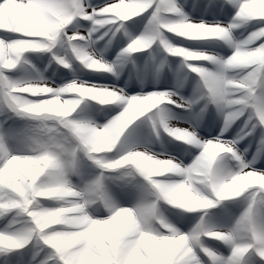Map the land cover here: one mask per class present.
<instances>
[{
	"label": "clouds",
	"instance_id": "clouds-1",
	"mask_svg": "<svg viewBox=\"0 0 264 264\" xmlns=\"http://www.w3.org/2000/svg\"><path fill=\"white\" fill-rule=\"evenodd\" d=\"M221 3L233 10L227 23H194L176 0H33L26 20L0 9V29L15 36L0 38V254L26 249L29 264H264V171L255 167L264 159V0ZM149 9L143 30L132 32L127 22ZM172 36L216 41L231 54L193 51ZM118 37L124 44L109 61ZM29 53L114 79L136 66L137 54L158 61L157 71L171 57L195 81L187 98L76 79L54 88ZM18 65L35 74L2 71ZM109 106L118 111L98 123ZM173 108L195 123L181 126ZM209 110L219 135L204 140L197 126ZM137 121L142 139L129 133ZM234 127L232 139H221ZM166 141L196 154L185 165L151 150ZM218 208L220 218L209 211ZM183 214H199L186 232L173 220Z\"/></svg>",
	"mask_w": 264,
	"mask_h": 264
},
{
	"label": "bare ground",
	"instance_id": "bare-ground-1",
	"mask_svg": "<svg viewBox=\"0 0 264 264\" xmlns=\"http://www.w3.org/2000/svg\"><path fill=\"white\" fill-rule=\"evenodd\" d=\"M201 1L203 0H176V2L180 5L184 13L189 17V19L194 23L199 22H208V24L211 23H227L228 20H230L231 15L233 14V10L227 6H222L221 0H204L205 6H201ZM207 1V2H206ZM93 6H102L105 3L108 2V0H91ZM217 2H219V6L216 7ZM151 9H149L148 12L144 13L140 17L134 18V22L136 27H129V29L138 34L141 30H143L144 26L147 23V20L149 18ZM132 22V21H131ZM128 23V22H127ZM4 33L0 30V38H4L6 36L3 35ZM6 34V33H5ZM239 35V33H237ZM9 38H15L14 35L10 36L7 35ZM173 43H179L176 42V38L170 37ZM124 44V41L121 38H117V40L114 42L112 48L106 53L105 58L109 61L113 59L115 56L116 51L119 50L120 47H122ZM181 44V43H180ZM103 45V42H101L98 47H101ZM184 45V44H181ZM223 49L228 52V55H230V50L225 48L222 45ZM191 50V49H190ZM196 51V50H193ZM42 56H45L47 60H42ZM26 58L30 62V64L35 69L34 64L41 66L40 63H43V77H51L54 81L53 84H51V87H61L65 83L70 82L73 79L78 80L81 76L80 72L83 70L81 69L75 61H73V68L75 71H69L66 69H63L56 65L54 62H52L49 65V57L47 54L39 55V54H26ZM137 64L135 67L127 66L125 69L122 70V75L119 79H114L110 75H103L102 82L98 85H107V86H116L120 88H124L125 90L129 92H133L136 94H143L140 91H142L146 86L152 89V92H161V91H179V94L187 98L190 96L192 92V88L194 85L195 77L189 75L188 80H184L181 75V69L178 67L179 61L176 58H168V63L160 69V71H157V65L158 61H152L147 58V53H141L137 54ZM39 63V64H37ZM206 67H210V65L204 64ZM39 67V68H40ZM37 70V69H35ZM28 71V72H27ZM38 71V70H37ZM5 75H7L10 78L16 79V78H23L25 76L34 75L32 68H29L26 65H18L15 69H12L10 71L4 72ZM132 75L134 77L133 82L131 86L126 87L125 81L129 78V76ZM70 79V80H69ZM69 80V81H68ZM158 89V90H156ZM129 95V94H127ZM95 105H92V107ZM111 108V111L108 113H105L103 115V123L107 118H109L111 115H114L118 109ZM94 108V107H93ZM173 112L177 114L178 117L181 118L180 125L187 127L189 123H195L191 120L189 113L183 111L182 109H172ZM98 117V115H96ZM95 117V118H96ZM1 119L3 120V117L1 116ZM144 118H141L143 120ZM12 124L11 121L8 122V124H5L4 128H8ZM140 121L134 122L132 126H130L129 133L132 135L134 139H142L144 136V129L139 127ZM199 129V135L201 138V134L203 136H207L210 139H215L219 135V122L216 120L214 114L209 110V114L204 118V120L201 122V126H197ZM237 130V127H234L230 132L226 133L225 136L221 137V139L224 140H230L235 135V132ZM248 141L242 142L238 147L241 151L245 147L248 146ZM166 145V142H165ZM165 145L163 148H161L158 144L153 143L150 147L152 151H155L157 153L159 152H165L168 154L169 152L165 148ZM256 151V145L253 142L252 147L249 150V154H252V152ZM177 155L178 158H182L185 156V151L183 146L181 148H176V151L174 153ZM195 150H189L188 157H189V163L191 162V159L195 155ZM187 165V164H185ZM257 167H260L264 171V159H261L259 163L256 164ZM122 202L127 203L128 201L124 198H122ZM228 210L231 213H235L238 211V209L232 205H227ZM210 213L217 218H220L222 216L221 209H214L209 210ZM186 216V214H183ZM199 214H193L190 220H186L180 218L183 223V225L179 224L182 231H188V229L192 226L195 219L197 218ZM5 225V221L3 219H0V229H3ZM178 227V228H179ZM209 246L217 252L221 257H227L229 255V251L227 248H225L223 245L219 244L215 241H208ZM31 258V253L26 250H17L6 254H0V264H29Z\"/></svg>",
	"mask_w": 264,
	"mask_h": 264
},
{
	"label": "rangeland",
	"instance_id": "rangeland-1",
	"mask_svg": "<svg viewBox=\"0 0 264 264\" xmlns=\"http://www.w3.org/2000/svg\"><path fill=\"white\" fill-rule=\"evenodd\" d=\"M201 4H202L201 6H205L204 5L205 4V1L204 0L201 1ZM218 6H219V2H217V4H216V7H218ZM205 23H208V22H205ZM127 25H129V27H136L134 21H132V22L129 21L127 23ZM0 30L1 31H4L3 29H0ZM3 35L4 36H7V35L12 36L13 34H5L4 33ZM172 37L173 38H176V42H179V43H176V45H178V46L185 47V48H188V49H191V50L200 51V52L215 53V54H218V55H221V56H228V52L225 51L223 49L222 45L219 44L216 41H211V40H205V41H188V40H184V39H181V38H178V37H175V36H172ZM180 43L181 44H184V45H181ZM42 60H47V58L45 56H42ZM37 64H39V63H37ZM40 64H41L42 67H40V66H38L36 64H34V66H35V69H38V72L39 73L43 74V70H42V68H43V65L42 64L43 63H40ZM80 73H81L80 74L81 75L80 78L84 79L85 81H87L88 83H91V84H100L102 82L101 80L103 78V75H105V74L91 73V72H87V71H84V70H82ZM106 75H108V74H106ZM43 78H44V80L47 81V83L49 84V86H51V84H53V79L51 77H48V78L47 77H43ZM149 90H151V89H148V87H147L146 89H143L142 92L145 93V92H147ZM125 92H126V94H129V95L135 94V93L129 92L127 90H125ZM93 107H94V109L96 108V106H93ZM110 111H111V108L110 107H106L103 110V115L105 113L110 112ZM103 115H99L97 117V119L99 121H102L103 120ZM0 122H2L1 116H0ZM199 125L201 126V122L199 123ZM3 127H5V125H3ZM201 136L203 137V135H201ZM202 139H204V140H210V138L207 137V136L206 137H203ZM166 143H167L166 146H167L169 155L175 156L178 160L182 161L184 164H188L189 163L190 160H189V157H188L189 156L188 153L185 154V156L182 157V158H178L174 154L175 151H176V148H181L182 147L181 145H177L174 142H167V141H166ZM248 158H251V154H249ZM255 167L258 170L263 171L260 167H257L256 165H255ZM192 216H193V214H186V216H184V215L182 216V219H185L186 218V220H190ZM173 220H174V223H177V225H179L180 223H181V225H183V223L181 222L182 221L181 219H176L175 217H173Z\"/></svg>",
	"mask_w": 264,
	"mask_h": 264
},
{
	"label": "snow or ice",
	"instance_id": "snow-or-ice-1",
	"mask_svg": "<svg viewBox=\"0 0 264 264\" xmlns=\"http://www.w3.org/2000/svg\"><path fill=\"white\" fill-rule=\"evenodd\" d=\"M9 7L10 14L19 17L21 20H26L34 10L33 0H0V9L5 6ZM12 69L4 68L3 72Z\"/></svg>",
	"mask_w": 264,
	"mask_h": 264
}]
</instances>
